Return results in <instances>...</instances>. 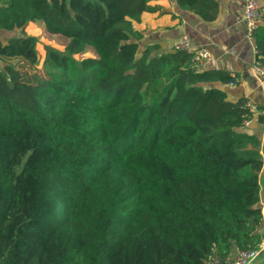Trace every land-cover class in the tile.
I'll return each instance as SVG.
<instances>
[{
    "label": "trees",
    "instance_id": "1",
    "mask_svg": "<svg viewBox=\"0 0 264 264\" xmlns=\"http://www.w3.org/2000/svg\"><path fill=\"white\" fill-rule=\"evenodd\" d=\"M161 1L0 0V31L68 40L38 67L35 37L0 39V264H224L260 245L254 113L213 86L230 74L140 48ZM253 41L264 65V15Z\"/></svg>",
    "mask_w": 264,
    "mask_h": 264
},
{
    "label": "crops",
    "instance_id": "2",
    "mask_svg": "<svg viewBox=\"0 0 264 264\" xmlns=\"http://www.w3.org/2000/svg\"><path fill=\"white\" fill-rule=\"evenodd\" d=\"M219 6L218 15L212 22L201 19L190 10L179 8L173 0H162L163 11L156 14H145L139 25L143 38L138 42L140 48L158 44L155 54L167 53L174 45L186 38L192 48H206L215 59V70L230 74L239 80L235 86L213 84L227 93L230 101L244 98L247 104L256 110L251 123L243 131L255 135L260 140V153L263 168L259 173V207L262 220L257 229L261 237L258 246L259 255L252 264H264V88L258 77L251 70L256 57L255 43L246 39V25L243 16L245 0H216ZM264 7V0H259ZM238 251L233 248L231 258Z\"/></svg>",
    "mask_w": 264,
    "mask_h": 264
},
{
    "label": "built area",
    "instance_id": "3",
    "mask_svg": "<svg viewBox=\"0 0 264 264\" xmlns=\"http://www.w3.org/2000/svg\"><path fill=\"white\" fill-rule=\"evenodd\" d=\"M264 15V7L259 0H245L243 16L246 25V39H253L254 30L261 24ZM175 51H185L193 53V66L197 71L203 69H214L215 59L211 53L204 47L192 48L186 38H181L173 47ZM251 70L258 77L260 85L264 88V65L256 58L251 65ZM239 83V80L233 78L229 83L230 86H235ZM251 111L255 112L256 107L249 105ZM251 120L245 122V126H248ZM258 249H247L242 252H238L236 257L230 258L225 261L224 264H252L258 257Z\"/></svg>",
    "mask_w": 264,
    "mask_h": 264
},
{
    "label": "rangeland",
    "instance_id": "4",
    "mask_svg": "<svg viewBox=\"0 0 264 264\" xmlns=\"http://www.w3.org/2000/svg\"><path fill=\"white\" fill-rule=\"evenodd\" d=\"M21 33H23L26 36H31L36 38V49L40 56V62L38 67L42 66L43 59L45 58L46 52L49 49H53L59 52H65L66 46L68 44V40L65 37L61 35L50 34L46 30L44 24L39 21L29 24L24 30V32L15 31L13 33H6L0 31V39L3 42H5L7 39L11 37L21 36ZM90 56H93V53L90 50H87L82 55L75 56V58L79 60L81 58L90 57Z\"/></svg>",
    "mask_w": 264,
    "mask_h": 264
}]
</instances>
